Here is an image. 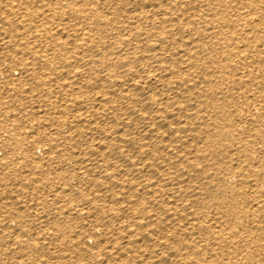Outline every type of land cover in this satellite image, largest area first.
Here are the masks:
<instances>
[{"label": "bare ground", "instance_id": "6f19581e", "mask_svg": "<svg viewBox=\"0 0 264 264\" xmlns=\"http://www.w3.org/2000/svg\"><path fill=\"white\" fill-rule=\"evenodd\" d=\"M0 264H264V0H0Z\"/></svg>", "mask_w": 264, "mask_h": 264}]
</instances>
